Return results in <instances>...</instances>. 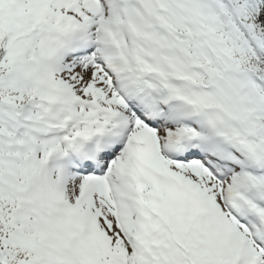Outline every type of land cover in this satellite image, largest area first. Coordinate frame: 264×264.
Returning a JSON list of instances; mask_svg holds the SVG:
<instances>
[{"label": "snow or ice", "instance_id": "6c2138e0", "mask_svg": "<svg viewBox=\"0 0 264 264\" xmlns=\"http://www.w3.org/2000/svg\"><path fill=\"white\" fill-rule=\"evenodd\" d=\"M0 264H264V0H0Z\"/></svg>", "mask_w": 264, "mask_h": 264}]
</instances>
